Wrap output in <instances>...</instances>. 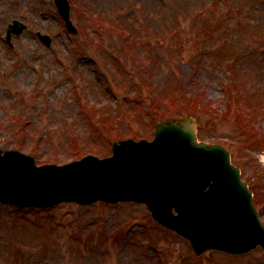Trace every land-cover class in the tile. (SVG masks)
Masks as SVG:
<instances>
[{
  "label": "rangeland",
  "instance_id": "rangeland-1",
  "mask_svg": "<svg viewBox=\"0 0 264 264\" xmlns=\"http://www.w3.org/2000/svg\"><path fill=\"white\" fill-rule=\"evenodd\" d=\"M214 1L218 2L73 0L72 15L79 31L71 34L54 0H0V147L7 149L15 146L13 124L11 121L8 124V120L4 122V119L15 113L20 101L18 115L29 113L32 125L43 132L38 142L34 140L31 143V135L28 137L23 131L22 142L26 146L23 149L27 151L35 146L34 153L39 162L58 158H61L59 162L66 161L70 155L69 144L57 133L63 113L74 116L79 105L70 90L74 85L71 79L78 75L85 86L89 81L94 82V68L100 72L103 70L112 85L117 86V93L122 99L123 94L136 87L135 80L141 75L140 65L125 55L127 39L107 32L103 39L96 36L97 33L92 32L99 25L95 23L91 26V17L111 15L109 22H116L133 32L135 30L144 40L156 29L165 30L167 21L170 24L167 29L174 26L178 30L176 35L171 34L174 40H178L174 42L178 46L151 47L140 53L132 47L141 58L156 55L155 65L148 62L144 68L148 72L145 83L153 90L145 89L146 99L155 98L166 85L157 99L161 102L168 98V101L176 96L175 83L170 84L176 73L179 84L189 92L204 93L214 102L220 100L219 80L225 75V67L219 65V61L232 56H240L239 62L243 63L240 75L244 92L252 90L253 84L259 86L257 109L252 104L247 106L249 113L247 109L245 113L237 111V118L242 114H252L249 126L253 130H242L237 118L211 113L213 106H205L206 101L203 102L205 107H198L196 115L200 122V138L225 144L234 162L242 168L243 176L250 180L264 219V0H229L236 9L217 7L216 15L211 19L215 24L213 36L226 38L227 43H218V48L215 46L216 49L212 50L198 31L201 28L204 30L202 14H206ZM15 18H26L23 20L28 27L20 36H13L14 47L10 49L5 33L8 23ZM37 31L49 33L53 37L52 44L46 46L37 36ZM171 49L175 51L176 60H172L175 55L171 57ZM103 52L110 58L109 62L102 58ZM215 52L217 55H213ZM120 56L127 63H120ZM115 59L117 62H114ZM112 65L122 73L126 72L129 76L135 73L136 76L124 82L119 72L110 69ZM71 67H75L76 72L66 75ZM119 81L122 87L117 85ZM34 87L39 88L36 97L29 94ZM12 100H16L14 105ZM103 100L109 101L104 92L97 96L88 93L87 102L91 104ZM209 103L212 104V101ZM170 104L167 102L165 105L166 111L168 115H173L179 109L180 99L174 106ZM217 106L219 111L225 110ZM240 120L246 122L245 119ZM71 122L75 123L73 130L84 127L78 121ZM129 123L139 131L141 124L138 118L132 116ZM85 132L81 138L84 149L88 146L85 141L90 140ZM51 133H56V136L49 142L45 134L50 136ZM0 209V264H250L253 259L257 260L253 264H264V256L259 249L242 258L207 252L193 259L194 253L187 240L176 233L155 228L144 204L123 202L117 206L103 203L82 206L63 203L45 211L27 209L28 215L35 216L20 217H14L19 213L7 205Z\"/></svg>",
  "mask_w": 264,
  "mask_h": 264
},
{
  "label": "water",
  "instance_id": "water-1",
  "mask_svg": "<svg viewBox=\"0 0 264 264\" xmlns=\"http://www.w3.org/2000/svg\"><path fill=\"white\" fill-rule=\"evenodd\" d=\"M183 122L160 124L153 143L124 144L116 148L114 159L85 158L66 166L36 168L26 155L0 151V199L21 205L142 199L157 221L190 237L199 252L208 248L245 252L257 244L264 246L251 192L229 153L220 145L196 143L193 119ZM174 207L178 215L173 214Z\"/></svg>",
  "mask_w": 264,
  "mask_h": 264
},
{
  "label": "bare ground",
  "instance_id": "bare-ground-1",
  "mask_svg": "<svg viewBox=\"0 0 264 264\" xmlns=\"http://www.w3.org/2000/svg\"><path fill=\"white\" fill-rule=\"evenodd\" d=\"M145 155L146 156H149L150 154L149 155L145 154ZM150 158H151V156L148 157V159H150ZM117 175H118V177H116V178H117L118 182H121L122 181V178L124 176L123 172L122 173H118ZM241 200H243V199L241 198Z\"/></svg>",
  "mask_w": 264,
  "mask_h": 264
}]
</instances>
